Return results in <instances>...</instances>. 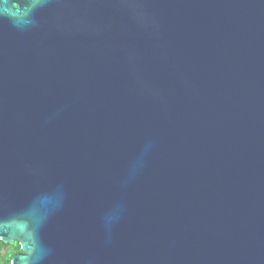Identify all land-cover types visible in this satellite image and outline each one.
<instances>
[{"label":"water","instance_id":"95a60500","mask_svg":"<svg viewBox=\"0 0 264 264\" xmlns=\"http://www.w3.org/2000/svg\"><path fill=\"white\" fill-rule=\"evenodd\" d=\"M11 264H264V0H0Z\"/></svg>","mask_w":264,"mask_h":264},{"label":"trees","instance_id":"16d2710c","mask_svg":"<svg viewBox=\"0 0 264 264\" xmlns=\"http://www.w3.org/2000/svg\"><path fill=\"white\" fill-rule=\"evenodd\" d=\"M23 252L18 241L7 243L0 239V264H11L12 258Z\"/></svg>","mask_w":264,"mask_h":264}]
</instances>
